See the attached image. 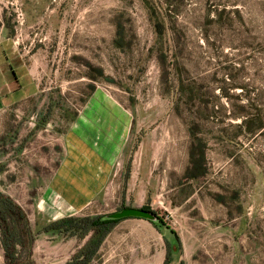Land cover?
<instances>
[{
  "label": "rangeland",
  "instance_id": "1",
  "mask_svg": "<svg viewBox=\"0 0 264 264\" xmlns=\"http://www.w3.org/2000/svg\"><path fill=\"white\" fill-rule=\"evenodd\" d=\"M41 4L19 3L22 26L9 16L38 92L0 112V193L31 235L21 264H64L86 244L44 234L56 221L146 204L178 237V255H167V230L127 219L92 264H264V136L235 138L227 115L246 98L219 93L223 68H242L238 83L264 110V0ZM17 82L1 88L6 102L34 93ZM74 164L105 181L88 206Z\"/></svg>",
  "mask_w": 264,
  "mask_h": 264
},
{
  "label": "trees",
  "instance_id": "2",
  "mask_svg": "<svg viewBox=\"0 0 264 264\" xmlns=\"http://www.w3.org/2000/svg\"><path fill=\"white\" fill-rule=\"evenodd\" d=\"M168 6L171 7L169 3ZM169 7L167 10H169ZM221 12L222 11H220L218 15H221ZM223 71L229 83L226 90L221 89L219 91L220 95L229 101L231 100L229 92L240 90V95L234 100L238 101L246 98L244 106L232 105V110L229 111L227 115L228 119L239 121V123L236 124V129L239 134L235 138L242 136L245 139H250L256 136H264V110L257 104L258 101H260V96H257L255 100L247 98L248 92L246 91V87L238 83L242 76V68L226 66L223 68ZM123 208L125 207L121 209ZM141 210L156 215L147 204ZM16 218L24 220L22 212L18 210V207L10 198L0 193V245L4 252V264H21L22 251L26 250L28 238H31L29 227L26 225L20 231L16 226L17 222H14ZM121 221L123 220L106 219L105 215L94 218L85 217L82 219L67 218L46 226L43 229V233L51 234L53 232H65L69 233L71 237H77L79 240L88 238L86 244L65 264H92L96 260L98 252L107 236ZM159 221L161 224H164L162 219H159ZM166 229L170 230L167 227ZM156 230L158 229L156 228ZM171 234L175 236L179 244L180 241L176 234L173 231H171ZM16 247L21 248L19 254L16 253ZM169 254H171L170 248L167 252L168 256ZM28 255H30V251ZM164 264H167V259Z\"/></svg>",
  "mask_w": 264,
  "mask_h": 264
},
{
  "label": "crops",
  "instance_id": "3",
  "mask_svg": "<svg viewBox=\"0 0 264 264\" xmlns=\"http://www.w3.org/2000/svg\"><path fill=\"white\" fill-rule=\"evenodd\" d=\"M41 1L42 0H0V91L4 85L9 83L10 76H12L13 79L16 81V85L18 84L17 82L18 78L19 79H21V77L23 79L28 78V81L35 88L34 93L31 96L21 101L6 102L5 99H2L0 97V112L8 107H11L12 105L25 102L29 98L35 96L36 93L38 92V85L35 79V75L37 72H36V67L33 64L34 57L33 56L25 57V53L20 54V52L16 50L13 39H12V27L10 25L9 16L11 14L10 13L11 10L13 11V6L19 5V3H20V6L25 8V10H26V6L29 5L30 8L34 10L38 9L40 11L42 10ZM37 55H39V53ZM9 59L12 61V64H9ZM28 61H31L29 62L30 64H28ZM72 168H73V171L77 173L76 177H79V178L82 177L80 176L81 167H79L77 164H74ZM82 175L84 176L83 178H80L81 181L79 182L78 187L82 188L80 191V194L82 196L86 194V206H88L90 202L92 201V199L100 195L105 181L100 180L101 179L100 173L95 174L94 178H91L87 174L86 175L82 174ZM84 187H86V193H85ZM72 195L76 196L75 193L74 194L72 193ZM179 209L180 207L175 208V212L179 211ZM148 224L151 226L153 230H156V228L153 227L150 223ZM101 248L98 253H100ZM4 263H5L4 252L1 248L0 249V264H4Z\"/></svg>",
  "mask_w": 264,
  "mask_h": 264
},
{
  "label": "water",
  "instance_id": "4",
  "mask_svg": "<svg viewBox=\"0 0 264 264\" xmlns=\"http://www.w3.org/2000/svg\"><path fill=\"white\" fill-rule=\"evenodd\" d=\"M105 218L109 220H126V219L144 220L154 225L160 231L161 234L165 232L164 230H167L168 233L174 239V241L166 240L169 244L171 256H173V254L177 256L179 253V246H178L177 240L175 239V236L171 234L170 230L166 229V227L160 223L156 215L150 212H147L141 209H136V208H123L117 212L106 214Z\"/></svg>",
  "mask_w": 264,
  "mask_h": 264
},
{
  "label": "built area",
  "instance_id": "5",
  "mask_svg": "<svg viewBox=\"0 0 264 264\" xmlns=\"http://www.w3.org/2000/svg\"><path fill=\"white\" fill-rule=\"evenodd\" d=\"M13 13L15 15V19H16L17 25L18 26H22L23 23H24V13H23L21 7L19 5H14L13 6ZM15 43L18 44L17 41Z\"/></svg>",
  "mask_w": 264,
  "mask_h": 264
}]
</instances>
